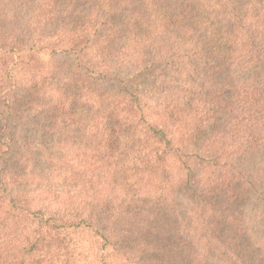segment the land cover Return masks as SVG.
Wrapping results in <instances>:
<instances>
[{
    "label": "trees",
    "instance_id": "16d2710c",
    "mask_svg": "<svg viewBox=\"0 0 264 264\" xmlns=\"http://www.w3.org/2000/svg\"><path fill=\"white\" fill-rule=\"evenodd\" d=\"M0 264H264V0H0Z\"/></svg>",
    "mask_w": 264,
    "mask_h": 264
},
{
    "label": "rangeland",
    "instance_id": "374dc122",
    "mask_svg": "<svg viewBox=\"0 0 264 264\" xmlns=\"http://www.w3.org/2000/svg\"><path fill=\"white\" fill-rule=\"evenodd\" d=\"M64 62V66L67 67L71 59L70 58H62ZM148 81L147 77L142 76L139 77L135 82L130 83L129 87L131 89H139ZM107 88H111L112 85H106ZM43 119L40 116H36L34 114H27L19 110L15 116L9 118L6 133L10 138H14L15 140L20 141H33L38 148H53L56 143V139L49 133H46L41 129V123ZM179 198V197H178ZM180 200V198H179ZM238 205L247 213L250 214L251 210L257 205L256 200H244L238 203ZM179 215L180 220L185 219V208L179 207L176 211ZM169 241L175 245L177 250L182 253V250L186 247L183 243H181L180 239H176L174 234L166 235ZM153 240V238H151Z\"/></svg>",
    "mask_w": 264,
    "mask_h": 264
}]
</instances>
